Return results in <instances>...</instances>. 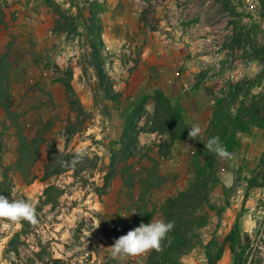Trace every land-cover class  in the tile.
Returning <instances> with one entry per match:
<instances>
[{
	"label": "rangeland",
	"instance_id": "rangeland-1",
	"mask_svg": "<svg viewBox=\"0 0 264 264\" xmlns=\"http://www.w3.org/2000/svg\"><path fill=\"white\" fill-rule=\"evenodd\" d=\"M52 1L70 8L68 0ZM85 1L75 4L83 6ZM98 1L103 7L98 16L99 54L118 94L117 102L101 89L91 65L87 12L82 17L74 8L77 31L59 34L49 0H0V54L9 53L13 111L29 141L44 140L25 177L16 168L20 144L16 125L0 106V180L5 168L9 174L6 193L0 195L33 201L39 220L29 223L18 252H10L8 244L21 232L22 224L0 219V264H149L152 251L112 258L111 221L123 220L127 232L139 226L138 197L149 172L163 182L146 194L145 201L156 210L153 220L163 219L169 199L193 181L192 162L206 142L216 98L228 91L229 84L262 70V63L249 56L246 43L237 50L227 49L236 32L234 22L243 28L244 40L249 35L264 43L258 0H231L235 16L218 0ZM68 80L74 93L66 88ZM259 92H264V82L255 91ZM160 94L169 100L176 121L181 115L188 129L199 124L203 132L173 147L167 146L169 136L142 133L135 157L128 162L136 182L131 190L120 171L111 170L112 154L131 114L144 112L138 126L153 128L149 120ZM72 101L80 104L82 112ZM58 137L62 138L59 151L67 160L78 149L87 156L75 167L44 180L49 148L57 146ZM238 137L240 147L234 159L219 161L218 183L209 204L195 213L205 215L207 223L196 230L195 245L177 264H208V252L215 254L219 246H224V254L217 264H233L225 239L236 224L242 240L238 250L248 244L249 236L248 263L264 264V187H251L252 180L261 182L264 130L255 127Z\"/></svg>",
	"mask_w": 264,
	"mask_h": 264
},
{
	"label": "trees",
	"instance_id": "trees-1",
	"mask_svg": "<svg viewBox=\"0 0 264 264\" xmlns=\"http://www.w3.org/2000/svg\"><path fill=\"white\" fill-rule=\"evenodd\" d=\"M154 1V0H150ZM165 1V0H155ZM224 9L231 15H237L236 7L231 0H218ZM261 5L260 20L264 25V0H258ZM53 10V18L55 24V33H73L77 31L76 16L72 14L75 8L82 17L87 12L86 27L88 28V35L91 38L90 46L92 48L91 65L96 71L99 79V85L104 93L118 101V94L113 90V85L110 78L105 72L104 62L99 54L101 45V30L98 16L103 11L102 4L98 0H87L83 6H76V0H68L70 8L64 9L63 6L56 4L49 0ZM3 13L0 10V22L2 21ZM3 22V21H2ZM236 24V25H235ZM238 23L234 22L235 30L230 45L227 49L237 50L241 48L243 43H246L250 49L248 53L253 59L262 63V70L252 78H247L242 81L231 83L228 86V91L223 92L221 96L216 98V104L213 110L212 119L206 129V141L214 136H219L221 143L226 146L232 154L240 147L239 134L250 133L253 128L264 130V92L255 93V91L262 87L264 82V43L259 42L256 38L252 39L246 37L241 29L238 28ZM10 60L9 53L2 52L0 54V106L4 110L8 118L16 125L18 138L20 141L18 148V160L16 168L25 177L30 175V166L37 160L43 139L33 137L31 141L25 135L23 129L18 123L17 116L13 111V105L10 92ZM68 92L74 93L70 80L66 82ZM72 105L80 108L77 101H72ZM240 107L237 108V105ZM82 112V108H80ZM142 111L131 114L127 119V128L123 133L118 148L114 150L111 158V170L114 172L119 170L124 180V184L129 189H135L136 182L132 178V165L128 162L135 157L136 151L140 144V135L145 132L159 133L160 135L169 136L171 143L168 147H173L176 142H186L188 138V126L184 125L181 115L178 113L179 119L175 118V111L171 109L169 100L162 94L159 95L158 103L156 104L153 116L150 117V124L153 128L138 126V121L143 118ZM181 120V121H179ZM192 168L194 173L193 181L190 186L180 192L177 196L170 198L163 209V220L174 221L173 230L168 233L167 238L163 241V250L160 252L152 251L149 257V264H177L180 257L189 252L195 245L198 235L196 230L206 225L207 217L205 215L196 217L195 213L204 205L209 204V196L212 188L218 183L217 166L222 158L207 151L205 145L194 155ZM58 159L67 160V156H63L55 144L49 148V159L46 165V172L44 180L50 179L54 176L66 172L69 168L59 166L56 161ZM263 169L261 173V182L259 179L252 180L251 187H264V155L261 159ZM3 168L2 157L0 156V169ZM3 174V179L0 180V194H5L4 186L9 181V174ZM110 173V175H114ZM163 182V178L159 177L155 172H149L146 178L142 181L140 195L138 200L141 205L138 209L139 221L143 223H150L153 220L156 210L149 208L145 201V196L148 192L159 189ZM51 188H47L48 194ZM22 224L21 232L10 240L8 244V251L18 252V242L21 237L27 233L30 227L29 222L20 221ZM112 235L113 241L127 233V226L123 220H112ZM240 227L236 224L231 232L227 235L225 243L229 244L230 250L234 255L233 264H249L246 255V250L250 246V238L248 236L246 244L243 249L238 250V245L241 243ZM224 246H219L217 252L214 254L211 250L208 252V264H217L223 257ZM250 264H255L253 260Z\"/></svg>",
	"mask_w": 264,
	"mask_h": 264
},
{
	"label": "clouds",
	"instance_id": "clouds-1",
	"mask_svg": "<svg viewBox=\"0 0 264 264\" xmlns=\"http://www.w3.org/2000/svg\"><path fill=\"white\" fill-rule=\"evenodd\" d=\"M202 132L203 129L199 124H193L190 126L188 138L197 139ZM56 141H58L57 148L59 151L62 138L58 137ZM204 145L207 151L219 158L225 160L234 159L233 154L221 143L219 136L209 138ZM86 156L87 152L85 150L78 149L70 161L58 159L56 163L63 168L75 167L78 163L83 162ZM0 219L12 222L27 221L31 224L39 222L36 204L33 201L16 198L10 200L4 195H0ZM173 228L174 221L166 222L163 219H156L151 220L150 223L141 222L138 227L129 230L127 234L115 240L113 245L109 247L110 254L113 259H121L136 257L153 250L160 252L163 250V241Z\"/></svg>",
	"mask_w": 264,
	"mask_h": 264
}]
</instances>
